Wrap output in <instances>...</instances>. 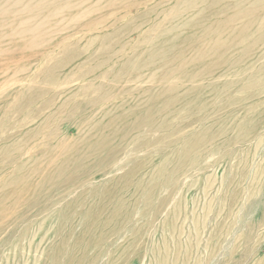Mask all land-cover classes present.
<instances>
[{"label": "rangeland", "instance_id": "1", "mask_svg": "<svg viewBox=\"0 0 264 264\" xmlns=\"http://www.w3.org/2000/svg\"><path fill=\"white\" fill-rule=\"evenodd\" d=\"M79 1L1 17L0 264H264V0Z\"/></svg>", "mask_w": 264, "mask_h": 264}, {"label": "bare ground", "instance_id": "2", "mask_svg": "<svg viewBox=\"0 0 264 264\" xmlns=\"http://www.w3.org/2000/svg\"><path fill=\"white\" fill-rule=\"evenodd\" d=\"M73 1H75L74 6L81 3L79 0ZM70 2L72 3V0H0V29L7 24L5 19L1 17L12 15L17 19V25L15 26L16 29L7 35L9 37L25 35L32 37L35 31H38L40 27L45 26L55 17L56 12L61 9L59 8L60 5L62 9L71 8L74 10L75 7H72L73 4L71 5ZM33 20H40L37 21V27L34 26L36 24H30Z\"/></svg>", "mask_w": 264, "mask_h": 264}]
</instances>
